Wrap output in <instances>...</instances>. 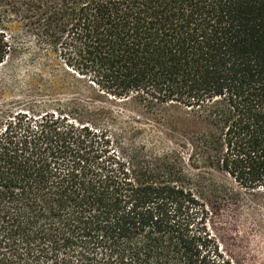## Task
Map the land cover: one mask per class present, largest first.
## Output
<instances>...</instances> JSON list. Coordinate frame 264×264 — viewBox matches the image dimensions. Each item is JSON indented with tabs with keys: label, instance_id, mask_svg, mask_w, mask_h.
Returning <instances> with one entry per match:
<instances>
[{
	"label": "trees",
	"instance_id": "trees-1",
	"mask_svg": "<svg viewBox=\"0 0 264 264\" xmlns=\"http://www.w3.org/2000/svg\"><path fill=\"white\" fill-rule=\"evenodd\" d=\"M264 227V0H0V264H241Z\"/></svg>",
	"mask_w": 264,
	"mask_h": 264
},
{
	"label": "rangeland",
	"instance_id": "rangeland-1",
	"mask_svg": "<svg viewBox=\"0 0 264 264\" xmlns=\"http://www.w3.org/2000/svg\"><path fill=\"white\" fill-rule=\"evenodd\" d=\"M223 248L240 259L241 264H264V227L244 216L222 211L217 219Z\"/></svg>",
	"mask_w": 264,
	"mask_h": 264
}]
</instances>
